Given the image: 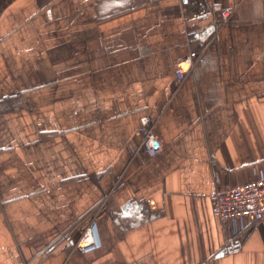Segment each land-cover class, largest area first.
<instances>
[{
    "label": "crops",
    "instance_id": "1",
    "mask_svg": "<svg viewBox=\"0 0 264 264\" xmlns=\"http://www.w3.org/2000/svg\"><path fill=\"white\" fill-rule=\"evenodd\" d=\"M225 7L186 39L185 15ZM260 173L264 0H0V264H264V219L219 255L235 227L210 198Z\"/></svg>",
    "mask_w": 264,
    "mask_h": 264
},
{
    "label": "built area",
    "instance_id": "2",
    "mask_svg": "<svg viewBox=\"0 0 264 264\" xmlns=\"http://www.w3.org/2000/svg\"><path fill=\"white\" fill-rule=\"evenodd\" d=\"M234 12L233 7L218 9L216 17L210 14L202 15L200 18H193L185 15V37L193 39L199 36L201 25L204 21L215 28L230 19ZM197 51L189 50L177 62L175 70V81L179 83L185 73L192 69ZM138 150L146 157H154L163 147L162 139L156 122L148 114L139 117L137 128ZM212 201V213L220 222L230 221L235 229L234 234L222 245L221 250L225 254H235L241 251L243 241L240 231L264 219V175L260 173L254 179L231 185L226 188H216L210 195ZM101 247L96 223L91 221L87 225L78 240L75 242V249L81 254H89Z\"/></svg>",
    "mask_w": 264,
    "mask_h": 264
},
{
    "label": "water",
    "instance_id": "3",
    "mask_svg": "<svg viewBox=\"0 0 264 264\" xmlns=\"http://www.w3.org/2000/svg\"><path fill=\"white\" fill-rule=\"evenodd\" d=\"M130 206H131L130 203L126 204L125 207H122V211H123L124 213H126V212H127L126 209L129 208ZM223 253H224V250H221V251L219 252V255H222Z\"/></svg>",
    "mask_w": 264,
    "mask_h": 264
}]
</instances>
